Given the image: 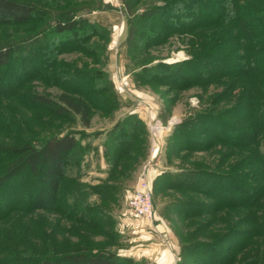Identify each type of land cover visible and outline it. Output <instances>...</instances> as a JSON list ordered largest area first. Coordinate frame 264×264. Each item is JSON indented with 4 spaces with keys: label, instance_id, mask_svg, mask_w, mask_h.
<instances>
[{
    "label": "trees",
    "instance_id": "obj_1",
    "mask_svg": "<svg viewBox=\"0 0 264 264\" xmlns=\"http://www.w3.org/2000/svg\"><path fill=\"white\" fill-rule=\"evenodd\" d=\"M77 1L83 3L82 6L77 7ZM160 1L161 5L143 10L135 20L127 19L120 53L129 61V46L135 43L134 40L146 52L165 45L170 37L192 36L195 40L189 45L191 55L188 60L153 64L134 72L133 78L137 84L149 85L156 90L166 87L168 94L191 88L206 89L216 84L221 91L212 96L213 106L225 95L235 98L232 107L228 111H221L218 116L200 113L184 119L172 130L166 146L170 156L175 157L182 152L190 155L208 151L216 145L227 146L232 151L220 153L216 166L233 157L236 159L230 165L231 174L228 172L226 175L207 171L202 164H193V167L182 168L177 173H160L150 184L153 206L154 194L164 190L177 191L190 197L174 202L171 207L180 217L179 220L184 222L179 264H189L187 257L191 252L200 256L208 249L219 250L206 256L209 264H264V254L255 255L252 262H249L252 254L240 256L252 239L264 238V213H255L258 207L262 209L264 188L258 190L249 186L252 181L264 186V140H261L264 137V0ZM121 2L123 7L132 11L141 0ZM37 3L34 0H0V26H26L45 21V28L37 31L38 24L25 41L17 40L10 45L0 46V101L18 94L19 83L11 79L9 82L12 86H7L4 82V72L10 68L13 55L21 58L22 65L42 61L32 68L28 81H40L44 86L66 81L68 75L52 72L60 64L57 55L81 50L98 29L108 27L103 19L91 21L88 18L90 14L116 11L103 0H70L65 11L57 10V4L50 6L49 0H42L41 5ZM37 5L46 8L47 11H41L46 14L45 17ZM143 25L146 26L138 31L137 27ZM45 30L72 41L71 46L66 47L51 39L54 40L53 45L48 49L52 47L51 54L55 51L56 55L44 59L41 50L45 44ZM19 42L26 45L20 46ZM194 48L198 50L195 54L191 52ZM20 51L32 53L20 56ZM73 74L78 75L68 79L87 81L72 88H60L62 92L58 102L35 93L32 95L29 89L24 92L20 90L18 97H22L23 105L34 113L32 125L39 131L51 129L50 122L55 118L72 117H77L85 129L89 126L93 110L108 114L123 104L107 74ZM173 102L174 98L168 100L167 105ZM35 113L46 116L47 120H41ZM210 113L213 112L210 110ZM0 117L6 124V133H11L13 121L6 123L1 114ZM225 117L231 119V123L225 122ZM243 120L249 126H236V122ZM100 134L104 135L100 157L105 163L104 173L107 177L90 188L81 181L79 174L80 162L88 151L80 148V138H76L72 132L59 136H41L40 132H32L25 142L20 140L16 144L0 145V222L3 225L0 226V264L133 263L131 258L90 250V244L84 241L81 247L71 249L67 243L56 245L52 235L54 228L49 233H42L44 238L37 239L43 241L40 246L23 237L19 231L7 230L13 226L19 229L27 220L25 215L36 210L58 213L57 206L60 207V219L84 226L92 234L96 235V231L107 227L106 221L110 217L101 206L91 205L88 198L96 195L98 199L111 202L114 193L121 192L123 178L131 177L138 159L145 156L148 133L144 122L131 112L122 116L106 133ZM240 150H245L246 154L238 153ZM188 155L183 156L184 161L189 158ZM254 155L259 158L258 162H251ZM70 162V168L79 170L75 176H67ZM244 168L251 170L242 173L241 169ZM197 197L207 200L202 201ZM59 202L62 205H58ZM6 210L8 212L4 213ZM28 223L36 226L33 217L28 219ZM51 225L53 222L46 220L45 228H51ZM32 229L29 232L33 233ZM71 231L75 232V229L71 227ZM58 248L62 250L57 252Z\"/></svg>",
    "mask_w": 264,
    "mask_h": 264
},
{
    "label": "rangeland",
    "instance_id": "obj_2",
    "mask_svg": "<svg viewBox=\"0 0 264 264\" xmlns=\"http://www.w3.org/2000/svg\"><path fill=\"white\" fill-rule=\"evenodd\" d=\"M68 1L49 0V5L54 7L57 4V6H55L57 10L65 11L67 8L66 6L70 4V0ZM34 2H40L41 5L42 0H34ZM64 3L67 4L65 5ZM103 3L111 5L116 9V11L93 12L90 14L91 16H88V18H90L91 21L99 18L103 19L108 27L104 30L98 29L95 32L94 37L90 38L87 41V45L81 50L69 52L67 54L60 53L56 57L60 64H58L52 72L56 71L58 74H63V76L68 75L65 77L66 81H60L49 86H44L43 83L36 80L28 81L27 79L31 75L30 71L32 68H36L42 63V61L35 62L31 65H22L20 61L21 58L13 55L10 60V68L5 69L4 82L7 83V86H12L9 80L13 79L14 82L19 83V88L18 94L1 99L0 101V114L3 116L5 122L9 123V120L13 121L11 122V133H6V124L2 122V118L0 117V145L16 144L19 143L20 140L25 142L26 140H29L32 132H40L41 136H59L67 132H72L76 138H80V148H86L85 151H88V153L80 162V173L79 170L77 171V169L75 170L73 167L70 168L72 165V162H70L68 165L67 176H75L77 173L81 174V181L86 183L85 185L90 188L91 186H95L94 184H97L98 180L107 177L104 173L106 168L105 163L101 161L100 157L102 147L99 150V144L102 143V139L104 137V135H101L100 132L102 133L105 131L106 133L122 116L133 112L136 113L138 118L144 122L148 133V145H146V151L144 152L145 156L138 159L136 164L137 168L134 172L132 171L131 177L123 178V187L121 192L116 191L113 199L110 200L111 202L98 199L96 195H91L90 193L91 196L88 198V202L91 205L101 206L103 211L107 213L106 215L110 217V220L106 221L108 222L107 227L96 231L98 234H92L84 226L60 219L58 216V214H60L59 206L56 207L58 208V213H47L46 211L36 210L32 214H27L25 215L27 218L26 222H23L19 229L16 226H13V228H7V230L11 232L19 231L23 237L33 240L36 245L40 246L43 241L37 239L44 238L43 234L45 231L49 233L52 228H54L55 232L53 231L54 233H52V235L55 237L54 239L56 245H66L67 243L71 249L75 246L81 247L84 241L85 243L90 244V250H102L115 254L119 257L131 258L133 260V263L131 264H154L157 256H159L157 250H165L168 248L170 243H173L176 248L174 264H179L181 259L178 255L182 244L181 234L184 229V222L179 220L180 217L176 215L171 207L174 202L185 200L190 197L186 194L172 190H164L159 194H154L155 217L152 222H149L133 216L130 212L126 201L128 196L127 194L129 193L128 191L132 190V188H134L133 186H135L138 180H140L143 176L146 177L151 184V182L153 183L156 177L164 171L177 173L180 172L182 168L193 167V164H202L207 171H216L225 175L228 172L231 174L230 165L234 162L236 157L228 159L226 162H223L221 166H216V162L219 158L218 155L220 153H230L232 151L230 147L216 145L208 151L194 152L190 155L186 154V152H182V154L175 157L172 155L170 156L169 149L166 146V140H168L169 135L175 126L187 117H194L200 113L218 116L221 111H228L232 107V100L235 98H230L225 95L223 100H220L217 105L213 106L211 102L212 96L216 92L221 91V89H218L216 84H211L206 89L191 88L190 90H183L181 92L171 94H168V90H165L166 87H159L158 90H156L149 85L142 86L137 84L136 80L133 78V74L134 72L141 71L144 67H149L153 64L157 65L158 63L171 64L188 60L191 55V53L189 54L188 52L189 45L192 44L195 39L190 35L182 37L173 36L168 39V42L165 45L150 48L146 52H144L141 45L136 44V41L134 40L135 43L129 46V61H126L122 53H120V50L125 36L127 19L131 18V20H135L136 15L143 10L159 6L162 3L160 0H141V3L132 11H128L125 7H123L121 0H103ZM82 4L83 3L80 1H77L76 3L77 7L82 6ZM37 6L41 8L40 12L42 10L47 11L45 7H41L39 5ZM44 15L46 14H43V16ZM43 21L44 20H41L38 21L37 24H30L26 26H0V46L10 45V43L17 40L25 41L27 36L33 34V29L38 24L40 25L37 26V31L45 28V21L44 23ZM145 26L146 25L137 27L138 31ZM214 31L215 30H213V32ZM200 33L201 31L196 32V35ZM44 34L45 44L41 50V54L44 59L48 56L56 55L55 51L51 54L52 47L51 49H48V46L53 45L52 42L54 40L59 42L61 45H66V47H70L72 44V41H66L48 30H45ZM51 39L54 40L51 41ZM49 42H51V44H49ZM19 45L25 46L26 43L19 42ZM84 49L85 51H83ZM191 52L195 54L198 50L194 48ZM31 53V51H22V53L20 51L19 55L28 56ZM74 72L88 74L91 76L95 73L104 75L107 74L109 79L114 84V89L118 98H120L123 104H121L117 110H112L111 113L108 114L93 110L91 112L89 126L85 129H83V126L77 117H72L67 119L55 118L52 122H50L52 126L51 129H44L42 132L39 131L38 128H35V126L32 125L31 119L34 113L27 107V105H23V98L18 97L20 90L24 92L29 89V92L32 95L35 93L34 95L45 96L52 101L58 102L59 95L62 92L60 88H72L77 86L79 83L82 84L84 81H87V79H82V81H78L77 79H68L73 75H78L73 74ZM148 73L149 71L146 74ZM122 78H126L129 83L128 88L124 90L119 87ZM235 92L237 95L238 90ZM172 98H174V102L171 105L170 103L167 105L168 100H172ZM243 102L245 103V100H243ZM16 110V113H11V111ZM210 110L213 113H210ZM227 114L228 113H226V115ZM35 116L40 117L41 120H47L46 116L44 117L39 113H35ZM224 121L231 123V119H227L226 117L224 118ZM236 126H242L245 128L246 126H249V124L243 120L236 122ZM97 133L99 134L97 135ZM261 140H264V137ZM238 153L246 154V151L240 150ZM184 155L189 156L186 161L183 160ZM255 156L256 155L251 157V162H258L257 160L259 158ZM102 163L104 167L102 166ZM250 170L251 168H244L241 169V172L245 173ZM147 171L148 173L151 171L150 176L149 174L147 176L142 175L143 172L147 174ZM250 175L252 178V174ZM249 186L258 190L264 188L263 183H259L257 181H252L249 183ZM197 198L202 201L207 200L202 197ZM262 200L263 203L260 206L262 209H259V207L255 209V213L257 214L264 213V196L262 197L261 202ZM58 205H62V203L59 202ZM7 212L8 210L4 213ZM31 217H33L34 222L36 223V226L34 227L28 223V219ZM46 220L53 222L51 228H45ZM1 225L2 222H0V226ZM31 227L34 228V230ZM71 227L75 229V232L71 231ZM250 227L251 226H248V228ZM238 228H240V226ZM30 229H32L33 233L29 232ZM34 238H36V240ZM45 243L46 242H44V244ZM234 244L238 245V243ZM241 248L242 247L239 249L241 250ZM61 250V248H58L57 252H60ZM212 251L215 253L219 252L218 249H208L205 252H202L200 256L195 252H191L187 257V261H189V264H209V260L206 256ZM249 253L252 254V256H249V262H252L256 258L255 255H263L264 238L256 237L252 239L240 256Z\"/></svg>",
    "mask_w": 264,
    "mask_h": 264
},
{
    "label": "built area",
    "instance_id": "obj_3",
    "mask_svg": "<svg viewBox=\"0 0 264 264\" xmlns=\"http://www.w3.org/2000/svg\"><path fill=\"white\" fill-rule=\"evenodd\" d=\"M122 90L127 89L129 83L126 78H122L119 84ZM146 176V175H145ZM127 207L133 216L152 222L154 220V206L149 180L141 177L132 192L127 196Z\"/></svg>",
    "mask_w": 264,
    "mask_h": 264
},
{
    "label": "crops",
    "instance_id": "obj_4",
    "mask_svg": "<svg viewBox=\"0 0 264 264\" xmlns=\"http://www.w3.org/2000/svg\"><path fill=\"white\" fill-rule=\"evenodd\" d=\"M101 130H104V129H101ZM100 149H101V146L99 144V150ZM101 161H103L102 158H101ZM103 163H102V166L104 167ZM148 174L150 176L151 175V171H149V173L147 171V174H145L143 172L142 175H146L147 176ZM137 183H136V185H137ZM135 186H133V187H135ZM154 251H156V250H154ZM157 251L159 253V256H157L158 260L156 259V261H154V264H174L175 257H176V248L174 247L173 243H170L167 249H165V250L158 249Z\"/></svg>",
    "mask_w": 264,
    "mask_h": 264
}]
</instances>
